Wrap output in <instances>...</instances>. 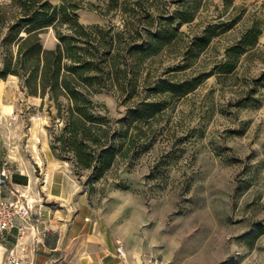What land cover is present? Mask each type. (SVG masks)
<instances>
[{
  "label": "rangeland",
  "instance_id": "rangeland-1",
  "mask_svg": "<svg viewBox=\"0 0 264 264\" xmlns=\"http://www.w3.org/2000/svg\"><path fill=\"white\" fill-rule=\"evenodd\" d=\"M154 1L166 18L181 6L180 0ZM91 2L95 0L81 1L85 7L78 10L80 21L110 25V16L88 8ZM259 8L249 0H202L194 19L179 28L173 41L155 54L129 56L130 67H138L133 95L128 99L114 90L94 97L97 113L106 116L109 125L121 127L119 119L128 107L154 98L149 86L156 81L195 78L196 87L186 95H158L164 101L160 113L150 120H132L128 149L101 179L92 182L89 170L78 173L69 161V175L121 237L168 264L236 260L238 248L253 237L249 228L256 231V264H264V39L247 45L232 71L224 70L226 48L254 20L263 24ZM112 22L117 30L124 27L121 14ZM176 24L175 19L167 27ZM210 25L216 26L211 41L205 47L200 42L185 59L191 41ZM42 38L46 48L58 42L53 28ZM41 103L22 88L17 76L0 78V173L5 172L8 188L15 175L26 176L27 183L45 177L41 133L45 128L52 136L61 123L53 122L50 106ZM50 108L56 112L54 105Z\"/></svg>",
  "mask_w": 264,
  "mask_h": 264
},
{
  "label": "trees",
  "instance_id": "trees-1",
  "mask_svg": "<svg viewBox=\"0 0 264 264\" xmlns=\"http://www.w3.org/2000/svg\"><path fill=\"white\" fill-rule=\"evenodd\" d=\"M81 1L54 4L52 0H0V78L17 76L29 95L42 99V107L55 106V113L49 107L52 120L61 125L51 136L52 148L61 158L71 161L78 173L89 170L88 179L95 182L106 175L118 154L123 155L128 149L126 137L132 120L154 118L164 108L158 95H186L196 83L195 78L177 83L167 79L154 82L149 86L154 98L145 97L128 107L126 115L119 119L121 127L109 125L107 117L97 113L95 95L115 90L129 99L136 91L138 67H130L128 57L155 54L165 42L173 41L179 28L194 19L195 8L202 0H180L181 6L167 18L154 0L89 3V9L110 16V25L82 23L78 10L85 6ZM117 14H121L124 23L119 30L112 22ZM162 19L170 23L164 24ZM175 19L176 26L169 29L167 26ZM215 27L210 25L194 37L185 59L192 56L200 42L205 47L211 41L210 32ZM51 28L58 42L54 48H46L42 36ZM261 32L256 20L236 43L226 48L225 71L236 67L247 45L258 43ZM138 131L137 136H141L140 127ZM13 181L26 184L27 177L15 175Z\"/></svg>",
  "mask_w": 264,
  "mask_h": 264
},
{
  "label": "crops",
  "instance_id": "crops-1",
  "mask_svg": "<svg viewBox=\"0 0 264 264\" xmlns=\"http://www.w3.org/2000/svg\"><path fill=\"white\" fill-rule=\"evenodd\" d=\"M249 1L260 6L256 13L263 18L259 43L264 39V0ZM41 136L45 177L37 182L39 177L36 176L23 186L10 179L12 188L4 186L0 192V195L12 198L17 197V191L24 193L25 197H18L33 204L30 222H35L37 228L27 237L30 250L24 264H143L144 254L150 251L121 237L109 218L90 204L88 193L81 191L76 179L69 175L72 170L69 161L54 151L51 136L45 128ZM252 229L249 228L247 233L253 237H249L248 242L244 240L238 248L236 260L225 264H256L259 248H256L255 228ZM16 232L17 228L7 232L5 248L0 251V263L14 244ZM118 240L123 242L124 257L117 252Z\"/></svg>",
  "mask_w": 264,
  "mask_h": 264
},
{
  "label": "built area",
  "instance_id": "built-area-1",
  "mask_svg": "<svg viewBox=\"0 0 264 264\" xmlns=\"http://www.w3.org/2000/svg\"><path fill=\"white\" fill-rule=\"evenodd\" d=\"M5 172L0 174V192L5 186ZM6 176V175H5ZM25 197L24 193L16 192ZM12 198L10 195H0V251L5 248L7 232L17 228L14 244L8 248L7 255L0 264H24L26 254L30 250L27 237L31 230L36 229L35 222H30L33 204L28 200L22 201L20 197ZM117 252L121 257L126 255L123 242L118 240ZM143 264H168L162 257L154 252H146Z\"/></svg>",
  "mask_w": 264,
  "mask_h": 264
}]
</instances>
